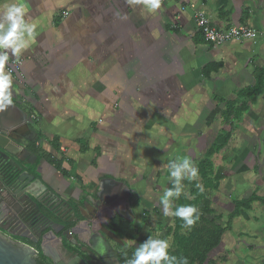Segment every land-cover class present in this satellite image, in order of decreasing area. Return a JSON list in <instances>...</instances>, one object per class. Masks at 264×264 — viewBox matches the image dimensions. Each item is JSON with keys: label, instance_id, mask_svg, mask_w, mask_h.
<instances>
[{"label": "crops", "instance_id": "obj_1", "mask_svg": "<svg viewBox=\"0 0 264 264\" xmlns=\"http://www.w3.org/2000/svg\"><path fill=\"white\" fill-rule=\"evenodd\" d=\"M6 2L9 0H0V6ZM23 2L27 17L37 28L35 40L19 58L20 74L13 75L12 98L17 108L11 110L13 116L20 115L23 120L14 159L46 191L63 201L89 205V201L103 196L119 203L118 208L132 215L126 218L117 211V220L129 222L140 236L138 241L123 237L126 246L122 251L135 249L149 237L142 234L148 226L143 223L142 227L140 222L152 215L161 217L163 210L154 206L153 212L144 211L139 209V201L133 200L145 196L148 202L152 194L146 189L151 185L148 175L153 162L145 159V144L154 147L145 136L139 137L138 133L144 131L139 129L141 125H132L133 119L149 117L151 99L160 90L166 94L171 91L174 97L161 109V114L168 117L173 110L181 109L179 101L187 91L184 83L194 85L196 97L201 92L209 94L214 91L206 89L214 80L224 81L231 71H242L244 61L248 78L255 79L256 69H264V34L244 43L215 47L202 40L194 18L196 11H202L216 26L262 29L264 0H164L154 13L142 3L127 0ZM9 55V60H17L11 52ZM209 64L213 66L208 68ZM190 70L198 72L197 83L206 78L209 82L199 86L188 77L186 81ZM112 102L120 103L119 110L112 108ZM127 134H137L134 147V142H127ZM131 149L133 162L127 157ZM54 163H61V168L58 170ZM160 163L155 158V166ZM230 232L223 236L222 246L210 254L211 264L224 259L234 246V241L225 240ZM151 236L165 238L156 233ZM104 241V249L109 246L118 256L121 247ZM50 251L54 260L44 256L48 264H66L71 259L59 244L52 243ZM256 251L260 256L264 253L261 247Z\"/></svg>", "mask_w": 264, "mask_h": 264}, {"label": "rangeland", "instance_id": "obj_2", "mask_svg": "<svg viewBox=\"0 0 264 264\" xmlns=\"http://www.w3.org/2000/svg\"><path fill=\"white\" fill-rule=\"evenodd\" d=\"M197 32L199 33L198 30ZM197 61L195 59L196 64L199 66ZM241 66L244 67L242 71H231L224 81L214 80L212 87L208 90L206 89V91L213 90L215 93L210 92L208 94L207 92L205 94L201 92L200 95H197L199 100L193 92L194 85L189 87L187 82L184 83L183 87L184 89L187 88V91L179 101L182 104L181 109L177 111L172 109L173 111L171 110L172 113L168 117L161 114V109L163 110L167 102L172 103L174 97L171 91L166 94L160 90L151 99L153 101L150 102L148 110L152 113L149 117H136V119H133L135 122L132 125H136L135 127L141 125L139 129L144 131V133H138L139 137L145 136V140L156 147L151 149L148 147L149 143L145 144L148 148L145 159L153 162L152 164L150 163L148 175L151 185L146 189L148 190L147 192L152 194L147 199L149 203L144 201L145 196L133 198V200L139 201V209L141 208L144 211L149 209L152 212L155 210H153L154 206L162 209L159 203L160 197L166 188L172 187L169 181V173L163 165L168 164L170 160H175L177 157H187L197 166V163L204 157L205 151L212 145L216 136L225 131L230 132L231 135L228 143L220 152L210 157L213 162L214 174L221 172L224 176L219 182V188L209 192L212 207L216 209L217 213L223 215L220 223L226 226L228 214L234 208V200L250 196L256 188H258L257 193L259 195H264V93L255 96V102L252 101V96L250 98H242L237 95L240 88L243 89L251 82V87L256 86V79L248 78L249 70L246 68L245 61L241 63ZM187 77L194 84L198 80L199 74L190 70L189 74L185 76L186 81ZM207 81L209 82L206 78L204 81L199 80L196 83L199 86H205ZM234 84L236 89H234ZM230 100L237 101V108L244 105L245 109H242V112L236 109L226 119V115L223 112L226 111L227 103ZM164 101L165 103H163ZM119 104L112 102V108L119 110ZM136 135H125L129 145L135 141ZM131 146L134 147L135 142ZM133 149L130 152L127 150V157L132 162L135 156L134 153L132 154ZM158 149L162 150L159 154ZM144 151L146 152V150ZM139 155L143 156L144 154L140 153ZM155 158L161 160V163L156 166L154 164ZM195 181L204 190L200 175ZM182 185V194L192 199L191 185L187 184L185 180L182 181ZM123 186L125 185L122 184L121 187ZM132 192L136 196L137 192L135 190ZM142 192L140 191L141 194ZM127 196L128 194L124 195V198ZM176 202L177 200L174 199L173 206ZM252 207L251 210L242 209L240 216L234 219L231 232L225 236V240L229 238L234 241V246L228 251L227 255L224 254V259H218L216 264H264V253L260 256V253L256 251L259 247L264 249V205L255 202ZM117 210L118 213H126L124 216L126 218L132 215L126 211L124 212V210L122 211V208ZM152 212L150 215H152ZM133 213L136 215L135 212ZM143 217L145 216L142 215L141 218L143 219ZM207 217L211 218L213 215ZM143 223H146L149 229L144 230L142 234L145 233L146 236H150L156 233L160 236H165L166 228L174 225V215L165 216L162 214L161 217L152 215L145 222H140L142 227L145 226ZM166 239H168L170 249H172L174 236L170 235ZM118 242L123 244L122 246H126L124 239L118 240ZM252 244L256 246L254 247Z\"/></svg>", "mask_w": 264, "mask_h": 264}, {"label": "water", "instance_id": "obj_3", "mask_svg": "<svg viewBox=\"0 0 264 264\" xmlns=\"http://www.w3.org/2000/svg\"><path fill=\"white\" fill-rule=\"evenodd\" d=\"M12 108L17 107L12 104L0 112V264H38L39 248L52 258L51 244L65 247L66 242L73 255L66 264H120L116 259L104 260L99 248L108 238L120 240L106 227L115 220L119 203L98 196L89 205L76 206L46 191L14 159L23 120L13 116ZM18 229L25 232L17 233ZM15 237L30 239L39 247ZM85 246L88 253L82 251Z\"/></svg>", "mask_w": 264, "mask_h": 264}, {"label": "trees", "instance_id": "obj_4", "mask_svg": "<svg viewBox=\"0 0 264 264\" xmlns=\"http://www.w3.org/2000/svg\"><path fill=\"white\" fill-rule=\"evenodd\" d=\"M202 40L204 38L202 37ZM198 39L195 41L198 43ZM217 64V63H216ZM221 64V63H218ZM213 64H209L207 67H212ZM206 67V68H207ZM256 86H249L243 89H240L237 92L239 97H248L252 96V101H256L255 96L261 95L264 93V69H256L255 71ZM236 100H230L227 103L225 114L226 119H228L232 113L237 109L242 112V109H245V106L236 107ZM230 132L219 133L212 145L205 151L204 157L199 160L197 163L199 169V175L203 181L204 190L201 191L197 188V182L195 180L189 181L185 179L186 183L191 185V195L192 199L185 194H181L180 198L177 200L174 205H194L198 208L200 213V218L196 225L191 229H182V221L174 216V225L166 228L167 232L165 237L173 235L174 243L172 244L173 248L169 249L170 254L176 255L179 257H187L189 264H211L210 254L220 246L223 236L226 232L231 231L233 221L236 217L240 216L241 210H251L253 203L259 202L264 205V195H258V188L254 190L250 196L242 199L234 200V208L228 214L226 226H223L220 221L223 218V215L217 213L216 209L212 207L210 194L219 188V182L224 177L221 172L213 171V162L210 160V157L220 152L221 149L228 143L230 139ZM97 155L100 153L97 152ZM55 167L59 170L61 168V163H54ZM213 215L209 218L207 216ZM112 221V225L117 226V236L120 238H126L128 240L138 241L139 230L129 222L121 221ZM135 249H129L128 251L122 252L120 255V263L126 264V260L131 257ZM38 264H48L43 258L38 260Z\"/></svg>", "mask_w": 264, "mask_h": 264}, {"label": "clouds", "instance_id": "obj_5", "mask_svg": "<svg viewBox=\"0 0 264 264\" xmlns=\"http://www.w3.org/2000/svg\"><path fill=\"white\" fill-rule=\"evenodd\" d=\"M129 3H142L148 12L154 13L161 7V0H127ZM37 25L27 17V7L23 0H9L0 6V112L5 111L14 103L12 98L13 73L6 70L11 52L19 60L22 51L29 48L36 38ZM163 167L169 173L172 187L166 188L160 197L165 216L174 215L183 223L182 229L191 230L200 218L199 210L194 205L173 206V200H178L183 193L182 181L196 180L199 169L187 158L177 157ZM201 191L200 184L196 185ZM170 243L166 238L149 236L139 243L126 260V264H189L187 257H177L169 252Z\"/></svg>", "mask_w": 264, "mask_h": 264}, {"label": "built area", "instance_id": "obj_6", "mask_svg": "<svg viewBox=\"0 0 264 264\" xmlns=\"http://www.w3.org/2000/svg\"><path fill=\"white\" fill-rule=\"evenodd\" d=\"M163 1L161 0V3ZM191 8L195 9V6L192 4ZM64 14L67 15L68 13L66 12ZM194 19L196 28L204 40L215 47L229 42L244 43L264 34V27L257 29L248 25L231 26L228 28L216 26L202 11H196ZM21 69V61L15 59L8 61L6 70H11L13 75L20 74Z\"/></svg>", "mask_w": 264, "mask_h": 264}, {"label": "flooded vegetation", "instance_id": "obj_7", "mask_svg": "<svg viewBox=\"0 0 264 264\" xmlns=\"http://www.w3.org/2000/svg\"><path fill=\"white\" fill-rule=\"evenodd\" d=\"M120 215H123V216H125L126 215V213H120ZM109 217V216H108ZM117 218V217H116ZM107 221H108V219H107ZM106 226V225H105ZM108 229H110V230H113V231H115V234H117V230H118V227L117 226H114V225H112V224H109L108 226H106ZM17 233H24L25 231H23V230H20V229H18V230H15ZM117 236V235H116ZM118 237V236H117ZM16 239H18V240H21V241H24V242H26V243H28V244H30V245H32V246H34V247H36V248H38L39 247V243L37 244V245H35L34 243H32L31 241H30V239H24V238H19V237H15ZM120 240H123L122 238H120V237H118ZM109 239V241L108 242H110V244L113 246H115V247H118V248H120L121 247V249L122 248H124V246H122L123 244H121V243H119L118 242V240H116V239H112V238H108ZM106 241V240H105ZM104 241V242H105ZM67 242L65 243V247H63L65 250L69 247L70 248V246H69V244H67ZM108 244V243H107ZM101 245V244H100ZM109 245V244H108ZM107 245V246H108ZM106 246V247H107ZM67 247V248H66ZM102 245L101 246H99V248H101V254H102V257H103V259L104 260H106V261H113L114 259H116V260H118V262L120 263V254H122V252L123 251H118V256H117V254L115 255V252L112 250V249H110L109 248V246L106 248V250L104 249V247H103V250H102ZM39 251H40V254L37 256V263H38V260L40 259V258H43L44 259V256H46V255H44L43 254V252L40 250V248H39ZM83 252H85V253H88L89 251H88V249L86 248V246H85V248H83V250H82ZM108 253V254H107ZM66 254H68L70 257H73V255L69 252V250H66ZM82 257H83V255H81ZM49 258V257H48ZM84 258H86V257H84ZM121 264V263H120Z\"/></svg>", "mask_w": 264, "mask_h": 264}]
</instances>
